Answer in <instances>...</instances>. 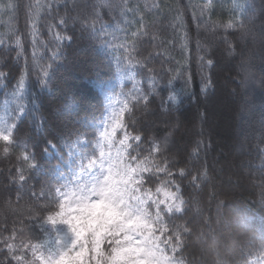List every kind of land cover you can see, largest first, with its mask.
Wrapping results in <instances>:
<instances>
[{
	"label": "trees",
	"instance_id": "obj_1",
	"mask_svg": "<svg viewBox=\"0 0 264 264\" xmlns=\"http://www.w3.org/2000/svg\"><path fill=\"white\" fill-rule=\"evenodd\" d=\"M209 2L0 0V264H43L107 160L139 225L70 264H264V0Z\"/></svg>",
	"mask_w": 264,
	"mask_h": 264
},
{
	"label": "rangeland",
	"instance_id": "obj_2",
	"mask_svg": "<svg viewBox=\"0 0 264 264\" xmlns=\"http://www.w3.org/2000/svg\"><path fill=\"white\" fill-rule=\"evenodd\" d=\"M225 1H229L230 9L233 7L235 9L239 6V0ZM9 125L10 122L5 117L0 119V128L6 131ZM115 169L112 162L107 160L98 179L92 180L90 185L81 192L80 196L77 195L73 198L68 207L72 225L64 231L60 241H55L53 247L41 256L43 264H70V252H77L75 247L80 241L84 240V235L93 234L92 236H97L102 226L116 218H120L123 227L129 229L131 225H139V214L131 212L123 202V199L120 201L121 204L125 205L122 211L119 209L113 212L107 211L112 205L111 201L105 197L108 193L119 188ZM119 194L121 195V192ZM138 255L136 264H142L145 255L142 251ZM159 262L156 260L157 264H161Z\"/></svg>",
	"mask_w": 264,
	"mask_h": 264
},
{
	"label": "snow or ice",
	"instance_id": "obj_3",
	"mask_svg": "<svg viewBox=\"0 0 264 264\" xmlns=\"http://www.w3.org/2000/svg\"><path fill=\"white\" fill-rule=\"evenodd\" d=\"M210 6H211V0H210L209 4L205 5V7H210ZM235 26H236V23H235V20H234V19L231 20L229 23H227V24L225 25V27H227V28H233V27H235ZM241 27H243V24H241ZM134 35H135V34H134ZM207 66H208L209 68L213 67V66H214V61H213L212 59H209V60L207 61ZM204 79L207 80L208 78L205 77ZM169 83H171V80L169 81ZM211 86H212V82H208V83H205V84L203 85V87H204L205 89H207V88H209V87H211ZM142 99L145 101V103H148V102H149L148 96H143ZM173 99H174V98H173ZM126 107H127V106H126ZM110 135H111L110 133H102V136H105V137H107V138H110ZM11 139H12V129H11V126H9V127L7 128L6 131H5L3 128H0V141L10 142ZM134 139H136V140H140L141 137H140V136H136V137H134ZM158 150H159L158 148H155V149H154V151H158ZM5 151H7V148L5 149ZM194 152H195V149H194ZM25 159H27V157H25ZM28 166L31 168V167H33V164L29 163ZM165 170H166L165 168H160V169H158V171H161V172H163V171H165ZM169 175L171 176L172 174L169 173ZM180 175H181V176L183 175V169H180ZM204 175H206V173L201 172V173L196 177V180L199 179L200 176H204ZM24 179H25V177H24L23 175H21V176H20V180L23 181ZM7 247H8L9 254L12 255V254H13V251H12V250H13V248H14V245L11 244V243H8ZM13 258H14L15 260H19V259H20V257H17V256H13Z\"/></svg>",
	"mask_w": 264,
	"mask_h": 264
},
{
	"label": "clouds",
	"instance_id": "obj_4",
	"mask_svg": "<svg viewBox=\"0 0 264 264\" xmlns=\"http://www.w3.org/2000/svg\"><path fill=\"white\" fill-rule=\"evenodd\" d=\"M120 193V188H116L113 192L108 193V195L105 197L107 200L111 201L112 207L107 209L109 212L116 211L119 209L120 211L123 210L125 205L121 204L120 201L122 199Z\"/></svg>",
	"mask_w": 264,
	"mask_h": 264
}]
</instances>
